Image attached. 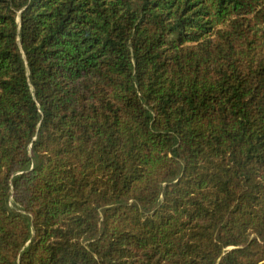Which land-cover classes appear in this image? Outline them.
<instances>
[{
  "label": "trees",
  "instance_id": "1",
  "mask_svg": "<svg viewBox=\"0 0 264 264\" xmlns=\"http://www.w3.org/2000/svg\"><path fill=\"white\" fill-rule=\"evenodd\" d=\"M0 264H264V0H0Z\"/></svg>",
  "mask_w": 264,
  "mask_h": 264
}]
</instances>
